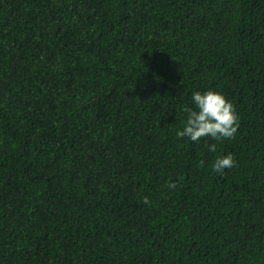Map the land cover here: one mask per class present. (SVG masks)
<instances>
[{
	"label": "trees",
	"instance_id": "1",
	"mask_svg": "<svg viewBox=\"0 0 264 264\" xmlns=\"http://www.w3.org/2000/svg\"><path fill=\"white\" fill-rule=\"evenodd\" d=\"M0 264H264V0H0Z\"/></svg>",
	"mask_w": 264,
	"mask_h": 264
},
{
	"label": "clouds",
	"instance_id": "2",
	"mask_svg": "<svg viewBox=\"0 0 264 264\" xmlns=\"http://www.w3.org/2000/svg\"><path fill=\"white\" fill-rule=\"evenodd\" d=\"M190 105L182 108L185 113L182 128L176 131L179 138L198 142L202 137L222 141L234 137L237 131V115L231 101L214 90L193 91ZM209 151H215L216 145L209 144ZM235 165L232 153L220 155L212 163V171L223 175L226 169ZM167 187L174 189L176 183L169 181ZM144 203H149L144 197Z\"/></svg>",
	"mask_w": 264,
	"mask_h": 264
}]
</instances>
